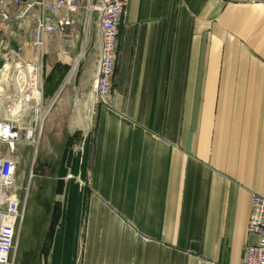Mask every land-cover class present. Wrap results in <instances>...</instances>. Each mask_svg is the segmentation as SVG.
I'll use <instances>...</instances> for the list:
<instances>
[{"label":"crops","instance_id":"crops-1","mask_svg":"<svg viewBox=\"0 0 264 264\" xmlns=\"http://www.w3.org/2000/svg\"><path fill=\"white\" fill-rule=\"evenodd\" d=\"M83 18L68 55L48 43V99L90 47L46 125L53 140L64 129V186L42 263L243 264L251 197H264V0H126L108 105ZM30 29L0 34V66Z\"/></svg>","mask_w":264,"mask_h":264},{"label":"built area","instance_id":"built-area-1","mask_svg":"<svg viewBox=\"0 0 264 264\" xmlns=\"http://www.w3.org/2000/svg\"><path fill=\"white\" fill-rule=\"evenodd\" d=\"M125 7L126 0H0V34L25 23L31 26L28 42L3 53L0 66V264H15L26 218L29 186L18 184V146L31 147L37 153L60 93L66 83L78 76L80 62L90 47L88 42L72 63L60 92L48 99V43L58 36L61 53L68 55L79 16L83 13L84 35L90 36L92 23H97L99 41L93 89L96 102L108 105L115 95L117 44ZM27 44L34 49L31 60L26 56ZM33 176L30 174V180ZM251 204L247 232L257 236L258 242L246 247L243 264H264V197L253 194Z\"/></svg>","mask_w":264,"mask_h":264},{"label":"rangeland","instance_id":"rangeland-1","mask_svg":"<svg viewBox=\"0 0 264 264\" xmlns=\"http://www.w3.org/2000/svg\"><path fill=\"white\" fill-rule=\"evenodd\" d=\"M85 62L81 61L80 63L81 72L84 70ZM73 85L74 79L71 83L72 87ZM80 105L79 100L77 106ZM49 120H51L50 117L46 125ZM46 125L37 153H34V149L31 147L18 146V155L21 157L18 184L29 186V195L15 264H43L39 250L47 242L42 243L43 237L52 222V218L55 219V207L60 204L56 201V195L63 188L64 182L56 178L61 165L59 159L63 154L64 129L56 133L53 140V136L50 138L46 132ZM30 174L34 175L32 180L29 178ZM82 236L83 228H81L80 233V237ZM81 243L82 240L79 244ZM80 251L81 245H79V255Z\"/></svg>","mask_w":264,"mask_h":264},{"label":"trees","instance_id":"trees-1","mask_svg":"<svg viewBox=\"0 0 264 264\" xmlns=\"http://www.w3.org/2000/svg\"><path fill=\"white\" fill-rule=\"evenodd\" d=\"M53 72H54V69L52 70V72L49 74V76L47 77V81L48 80H50L51 78H52V75H53ZM58 214H59V208H58V206L57 207H55V219H54V217L52 218V222H51V224H50V228H49V231H47L46 232V234H45V239L47 238H49L50 239V237H51V234H52V232H51V230H52V228L54 227L53 225H54V223L56 222V220L58 219ZM49 249V246H47V248H46V251ZM43 253V252H42Z\"/></svg>","mask_w":264,"mask_h":264},{"label":"bare ground","instance_id":"bare-ground-1","mask_svg":"<svg viewBox=\"0 0 264 264\" xmlns=\"http://www.w3.org/2000/svg\"><path fill=\"white\" fill-rule=\"evenodd\" d=\"M82 58V56L78 59V60H80ZM80 62V61H79Z\"/></svg>","mask_w":264,"mask_h":264}]
</instances>
